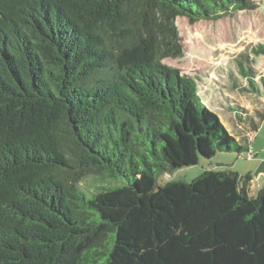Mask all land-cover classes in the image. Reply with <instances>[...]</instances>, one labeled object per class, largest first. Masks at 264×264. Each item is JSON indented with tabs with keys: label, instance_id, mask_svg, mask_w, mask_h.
I'll return each mask as SVG.
<instances>
[{
	"label": "trees",
	"instance_id": "16d2710c",
	"mask_svg": "<svg viewBox=\"0 0 264 264\" xmlns=\"http://www.w3.org/2000/svg\"><path fill=\"white\" fill-rule=\"evenodd\" d=\"M263 7L0 0V264H264V186L249 196L251 174L158 182L249 153L196 80L162 63L183 55L174 19ZM250 54L264 45L239 56L255 92ZM230 112L254 130L264 120Z\"/></svg>",
	"mask_w": 264,
	"mask_h": 264
},
{
	"label": "rangeland",
	"instance_id": "374dc122",
	"mask_svg": "<svg viewBox=\"0 0 264 264\" xmlns=\"http://www.w3.org/2000/svg\"><path fill=\"white\" fill-rule=\"evenodd\" d=\"M258 1L264 4V0ZM174 24L176 43L171 46H181L183 55L166 56L162 63L196 80L204 105L221 118L232 136L249 147V153L220 152L215 158L203 159L199 165L161 175L158 182L160 185L168 181L191 182L207 170H227L241 177L251 174L248 194L256 197L264 186V120L254 130L240 122L230 108L238 107L255 121L260 120L259 113H264V56L250 54L251 62H244V68L249 66L253 70L251 80L257 88L255 92L238 65L244 51L264 45V7L238 11L218 22H191L186 16H177ZM89 185L88 180L83 187Z\"/></svg>",
	"mask_w": 264,
	"mask_h": 264
}]
</instances>
